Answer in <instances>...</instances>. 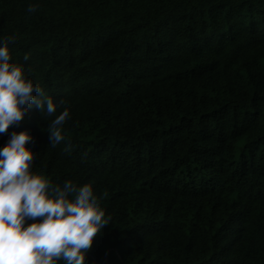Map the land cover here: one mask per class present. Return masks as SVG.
I'll list each match as a JSON object with an SVG mask.
<instances>
[{"label":"trees","instance_id":"16d2710c","mask_svg":"<svg viewBox=\"0 0 264 264\" xmlns=\"http://www.w3.org/2000/svg\"><path fill=\"white\" fill-rule=\"evenodd\" d=\"M9 37L70 114L0 147L26 129L34 172L92 185L86 264H264V0H0Z\"/></svg>","mask_w":264,"mask_h":264},{"label":"clouds","instance_id":"9594fccd","mask_svg":"<svg viewBox=\"0 0 264 264\" xmlns=\"http://www.w3.org/2000/svg\"><path fill=\"white\" fill-rule=\"evenodd\" d=\"M35 9L28 4V12ZM11 41L0 38V133L33 107L40 117H50L64 103L34 83L23 65L10 63ZM69 114L64 107L48 124L53 147L64 139L61 126ZM31 140L28 130H13L0 147V264H86V252L109 217L90 183L53 184L34 172Z\"/></svg>","mask_w":264,"mask_h":264}]
</instances>
